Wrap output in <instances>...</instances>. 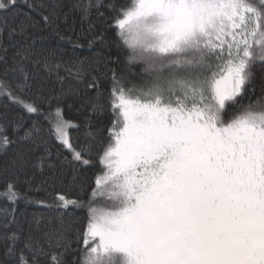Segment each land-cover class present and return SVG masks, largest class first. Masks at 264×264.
<instances>
[{
    "label": "snow or ice",
    "instance_id": "obj_1",
    "mask_svg": "<svg viewBox=\"0 0 264 264\" xmlns=\"http://www.w3.org/2000/svg\"><path fill=\"white\" fill-rule=\"evenodd\" d=\"M16 7V0H0V12ZM76 7L114 22L130 49L127 64L140 68L139 82L113 70L105 89L90 63L65 66L37 51L35 41L0 69V98L11 101L0 108V149H15L25 178L23 186L19 176L6 180L3 198L13 206L39 203L52 214L46 222L21 220L12 207L0 219V264H69L70 234L78 254L71 264H264V82L253 99L257 65L264 67V0H82ZM58 17L53 6L41 22L53 27ZM38 24L25 16L9 34ZM29 63L84 82L91 112L77 128L83 143L69 142L74 125L59 107L54 126L51 112L44 115L47 131L15 113L22 107L39 115L42 107L35 100L41 77ZM99 116L110 128L94 129ZM53 131L57 148L70 151L69 164L89 165L99 145L103 168L75 199L57 195L63 190L53 175L51 200H34L29 170L34 177L37 167L60 168L48 162L50 148L36 155ZM77 209L84 210L80 220L71 215Z\"/></svg>",
    "mask_w": 264,
    "mask_h": 264
},
{
    "label": "trees",
    "instance_id": "obj_2",
    "mask_svg": "<svg viewBox=\"0 0 264 264\" xmlns=\"http://www.w3.org/2000/svg\"><path fill=\"white\" fill-rule=\"evenodd\" d=\"M82 0H16L17 7L11 12H0V69L5 64L13 62V56L17 48L21 45L30 44L35 41V48L37 51H44L45 55L51 52L57 61L63 62L65 66L71 64L79 65L81 61L86 64H91V67L96 69V75L100 77V84L103 88L107 89L111 86L113 70L116 72H123L128 76L133 83H138L139 79L136 75L140 72L138 65H128L127 55L130 49L124 45L117 36L114 22L109 24L100 20L98 14L93 12L89 17H85L77 4ZM87 3L88 0H83ZM113 2L125 3L127 0H113ZM55 6L56 12L59 17L56 25L61 35L65 38L60 39L53 31V27L41 22L43 15H48ZM103 11V9H101ZM67 14V20L64 19V14ZM25 16L30 17L34 22H39L35 28H29L24 35L19 33L9 34L10 29L19 23ZM28 63V62H26ZM29 69L35 71L41 77L38 81L42 84V89L36 93L35 100L42 105L40 114L28 113L22 107H16L15 113H19L24 117V122L27 126L34 123H39L45 131H47L49 124L44 119V115L51 112L52 125L54 126L57 120V107L60 110L61 118H65L74 123L73 127L69 128V142L73 145L83 143L85 140V132L77 130L79 125L90 119L91 108L85 101L86 96H83L85 88L82 80L78 81L75 77L70 76L66 71L61 70L59 79L55 72L49 75L40 67H34L29 63ZM257 89L255 100L261 94L260 85L264 82V67L257 65ZM93 77H88L92 79ZM89 96H94L93 90L88 91ZM59 100V105L56 101ZM27 103H33L32 99H27ZM5 103L11 104V101H6L0 98V108ZM33 106L35 104L33 103ZM14 113V114H15ZM94 129H107L110 124L107 116H99L91 120ZM11 136V130L8 133ZM15 139V137H12ZM61 141L56 137L54 131L49 143L42 146L36 152L37 156H46L43 150L48 147L52 151V155L48 157L49 163L58 162L60 165L59 171L56 173L51 172L46 167L43 172L39 167L34 169L35 175L32 176L29 170V177L32 188L31 198L34 200H51L52 191L50 185L52 181L50 177L56 176V188L63 191L57 195L68 193L69 197L75 199L77 195H83V189L88 188L89 185L95 186V180L101 174L103 165L99 163L96 157V152H99V145H97L95 152L92 153L94 160L89 165L69 164L67 161L71 160L70 151L65 146L64 148H57ZM62 152L63 155L59 156L58 153ZM65 157L67 160H65ZM36 162V161H34ZM13 176H19L22 182L24 176L18 170V162L15 156V149L9 146L6 150L0 149V219L9 213L12 207H15V214L17 219L31 220L33 216H43L45 222L47 218L52 215L46 208L39 203H30L21 200L16 205H10L3 197L4 183L6 180ZM47 181V183H45ZM77 220L84 216V210L77 209L71 213ZM55 226V222H53ZM5 230L0 227V260L4 258L5 252ZM69 244L72 247L68 251L69 264L76 259L77 253L71 234L69 235Z\"/></svg>",
    "mask_w": 264,
    "mask_h": 264
},
{
    "label": "rangeland",
    "instance_id": "obj_3",
    "mask_svg": "<svg viewBox=\"0 0 264 264\" xmlns=\"http://www.w3.org/2000/svg\"><path fill=\"white\" fill-rule=\"evenodd\" d=\"M55 123H56V122H55ZM72 123H73V122H72ZM54 125H55V124H54ZM73 125H74V123H73ZM68 133H69V128H68ZM68 139H69V136H68ZM100 175H101V174H100ZM100 175H99V176H100ZM99 176H98V177H99Z\"/></svg>",
    "mask_w": 264,
    "mask_h": 264
}]
</instances>
